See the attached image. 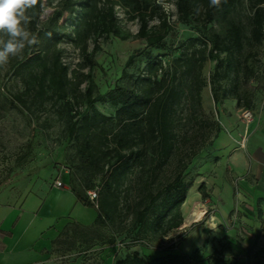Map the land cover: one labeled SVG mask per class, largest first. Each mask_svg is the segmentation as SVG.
<instances>
[{"label":"trees","instance_id":"trees-1","mask_svg":"<svg viewBox=\"0 0 264 264\" xmlns=\"http://www.w3.org/2000/svg\"><path fill=\"white\" fill-rule=\"evenodd\" d=\"M43 1L37 0L27 13L28 27L37 40L33 46H41L47 36L52 37L53 46L68 41L83 51L90 67L96 66L87 53L90 41L98 42L110 35L121 40L130 36L119 25L116 4L139 20L138 37L146 41L147 48H163L173 29L165 13L158 17L159 27L150 26L161 8L145 0H65L72 6L71 19H75L71 35L64 27L57 30L55 21L60 14L41 25ZM176 8L180 23L197 20L204 30L213 23L220 26L219 33L208 36V56L217 62L210 78L215 104L231 99L240 108L251 109L256 93L250 83L264 74L260 60L264 0H220L218 7H209V0H176ZM147 56L148 75L139 78L134 89L115 87L95 98L89 89L87 110L82 114L68 100L69 73L58 55L51 63L41 51L25 53L11 66L13 76L24 87L22 93H8L13 104L34 116L43 111L47 102H63L60 114L66 117V128L62 140L73 143L74 158L78 159L75 176L80 191L72 192L84 206L96 210L98 218L89 229H95L98 238L109 231L117 236L127 233L129 237L135 233L134 242L161 240L166 233L178 229L183 224L181 210L190 189L187 171L204 150L214 146L221 132L220 124L205 115L201 104L204 58H199L195 74L174 71L159 79L162 63ZM134 58L127 64L131 65ZM106 102L117 109L113 117L95 108L96 103ZM0 107L3 109L1 104ZM97 181L100 188L94 203L86 193L94 190ZM107 243L114 244L115 237ZM183 261L184 257L168 255L161 264ZM115 264L152 263L136 252Z\"/></svg>","mask_w":264,"mask_h":264},{"label":"rangeland","instance_id":"rangeland-1","mask_svg":"<svg viewBox=\"0 0 264 264\" xmlns=\"http://www.w3.org/2000/svg\"><path fill=\"white\" fill-rule=\"evenodd\" d=\"M81 1L74 0L73 3ZM145 1L161 8L150 21L151 27H159L158 17L161 13H165L173 27L163 48H147L146 41L138 37L139 20L116 4L114 12L119 25L130 36L126 40L110 35L98 42L90 41L87 53L96 66L90 67L83 51L70 42L53 46L52 37L47 36L43 38L41 46H26L20 55L10 58L6 66L0 67V104L3 106V109L0 107V204L36 210L60 178L71 190L80 191L75 176L78 165V159L74 158L76 150L73 143L62 140L66 128V117L60 114L63 102L58 105L47 102L43 111L34 116L13 104L8 93L24 91L20 80L13 76V60L20 61L25 53L41 51L43 55H48L52 63L53 56L58 55L69 73L71 85L68 100L82 114L87 110L85 102L89 89L94 98L105 95L115 87L134 89L137 80L148 75V54L162 63L159 79L174 71L178 74H195L199 70L201 57L205 60L201 72L205 82L201 92L202 108L205 115L220 124L221 132L216 142L227 137L231 143L218 153L215 142L212 148L204 150L193 161L187 171L186 182L190 183V189L181 210L183 224L166 233L161 240L141 242L133 241L135 233L129 237L127 233L117 236L105 231V235L98 238L95 229L72 226L54 245L48 260L55 264H101L102 254L107 253L115 264L117 260L137 252L148 257L152 264H161L168 255L184 257L183 264H264V242L248 240L251 222L260 219L261 214L254 194L255 181L249 180V170L247 184L241 182L231 166L233 158L248 147L251 138L264 135V74L258 75L257 80L250 83V88L256 93L251 109L240 108L237 101L231 99L216 105L210 78L217 62L208 56V36L219 33L220 26L213 23L204 30L197 20H192L190 24L178 22L176 0ZM71 9V4L68 6L65 0H44L41 25L55 14H60L55 21L57 30L64 27L72 35L75 19H71ZM27 28L35 35L28 25ZM131 57H135L134 61L128 65ZM260 60L264 65V42ZM95 108L107 117H113L117 111L108 102L96 103ZM248 111L253 116L252 120L246 118ZM247 163L249 167V161ZM210 164L220 171L208 173ZM61 167L68 168L69 174L60 175ZM221 175L227 185L222 184ZM94 185V190H99V181ZM239 194L242 195L241 199ZM194 210L203 212L205 219L191 225L189 221ZM171 232L175 234L169 236ZM227 234L233 236L228 237ZM112 237H115V243L108 244Z\"/></svg>","mask_w":264,"mask_h":264},{"label":"crops","instance_id":"crops-1","mask_svg":"<svg viewBox=\"0 0 264 264\" xmlns=\"http://www.w3.org/2000/svg\"><path fill=\"white\" fill-rule=\"evenodd\" d=\"M229 143L227 137L221 138L215 150L221 153L219 151H224ZM231 166L241 182L247 184L249 170V180L255 181L254 194L261 214L260 219L251 222L248 240L264 242V135L251 138L248 147L233 158ZM207 171L214 173L220 169L215 170L210 164ZM220 180L227 185L223 175ZM248 184L252 187L250 182ZM64 185V188H52L36 210L0 204V264H55L49 262V253L66 230L72 226L89 228L94 225L98 218L96 210L84 206L65 182ZM102 261L101 264H113L107 253L102 254Z\"/></svg>","mask_w":264,"mask_h":264},{"label":"clouds","instance_id":"clouds-1","mask_svg":"<svg viewBox=\"0 0 264 264\" xmlns=\"http://www.w3.org/2000/svg\"><path fill=\"white\" fill-rule=\"evenodd\" d=\"M36 4L37 0H0V67L20 55L26 46L37 43L27 28L30 19L27 13ZM219 4L220 0H209V7Z\"/></svg>","mask_w":264,"mask_h":264},{"label":"built area","instance_id":"built-area-1","mask_svg":"<svg viewBox=\"0 0 264 264\" xmlns=\"http://www.w3.org/2000/svg\"><path fill=\"white\" fill-rule=\"evenodd\" d=\"M245 114H246V118H249L248 120H252L253 116L249 111L246 112ZM59 174L60 175L69 174V170L66 167H61V168H59ZM55 186L58 188H64L65 187L64 182H63V180H61V178L59 181H57L55 183ZM86 194H87L88 198L90 199V201L95 203L98 200V191L97 190L88 191ZM239 198L240 199L242 198L241 194H239Z\"/></svg>","mask_w":264,"mask_h":264},{"label":"bare ground","instance_id":"bare-ground-1","mask_svg":"<svg viewBox=\"0 0 264 264\" xmlns=\"http://www.w3.org/2000/svg\"><path fill=\"white\" fill-rule=\"evenodd\" d=\"M192 213H193V214H192V216H191V220L189 221V224H191V225H192L193 223L201 222L202 220L205 219V215H204L203 212H201V211L194 210ZM174 234H175L174 232H171V233L169 234V236H172V235H174Z\"/></svg>","mask_w":264,"mask_h":264}]
</instances>
